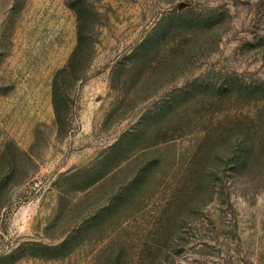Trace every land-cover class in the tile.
Wrapping results in <instances>:
<instances>
[{
	"label": "rangeland",
	"instance_id": "374dc122",
	"mask_svg": "<svg viewBox=\"0 0 264 264\" xmlns=\"http://www.w3.org/2000/svg\"><path fill=\"white\" fill-rule=\"evenodd\" d=\"M0 264H264V0H0Z\"/></svg>",
	"mask_w": 264,
	"mask_h": 264
}]
</instances>
